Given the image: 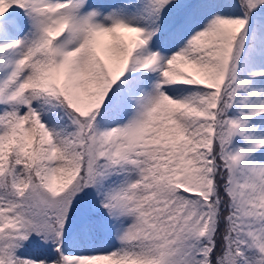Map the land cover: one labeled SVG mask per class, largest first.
Segmentation results:
<instances>
[{
  "label": "snow or ice",
  "instance_id": "6c2138e0",
  "mask_svg": "<svg viewBox=\"0 0 264 264\" xmlns=\"http://www.w3.org/2000/svg\"><path fill=\"white\" fill-rule=\"evenodd\" d=\"M0 264H264V0H0Z\"/></svg>",
  "mask_w": 264,
  "mask_h": 264
}]
</instances>
